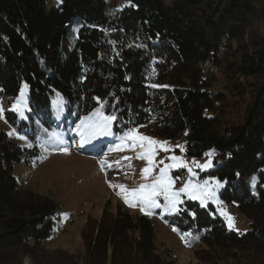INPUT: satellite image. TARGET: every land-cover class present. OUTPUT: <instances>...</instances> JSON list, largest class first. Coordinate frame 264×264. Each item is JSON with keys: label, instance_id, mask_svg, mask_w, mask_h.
Here are the masks:
<instances>
[{"label": "trees", "instance_id": "16d2710c", "mask_svg": "<svg viewBox=\"0 0 264 264\" xmlns=\"http://www.w3.org/2000/svg\"><path fill=\"white\" fill-rule=\"evenodd\" d=\"M25 84L27 114L4 116L34 147L0 128V264H176L158 253L156 219L122 205L87 220L84 249L47 247L63 206L22 187L14 167L96 112L116 117L113 135L147 126L184 138L188 157L214 148L203 174L227 182L219 206H237L250 228L189 198L163 218L239 249V264H264V0H0V98L14 104Z\"/></svg>", "mask_w": 264, "mask_h": 264}, {"label": "rangeland", "instance_id": "374dc122", "mask_svg": "<svg viewBox=\"0 0 264 264\" xmlns=\"http://www.w3.org/2000/svg\"><path fill=\"white\" fill-rule=\"evenodd\" d=\"M215 75L220 78L221 85L227 83L225 77L218 71L215 72ZM24 92V101L18 110L14 108V105L20 98V94L14 104L5 103L0 98V106L4 109L2 116H0V128L11 133V136L19 144L27 145V147L31 148L34 147V144L28 141L22 133L20 134L14 129L6 119V116H4L7 109L14 110L19 117H24L27 114V110L29 109L28 88L24 89ZM59 105L60 102H55V109ZM96 114L89 115V118H91L88 120L89 123L99 120L101 115L104 116L100 112V115ZM56 121L58 120H55L54 123ZM83 122V126L82 122H79L76 124V131L73 130V134H76L77 139L73 138V145L69 143L68 137L64 136L61 130L57 131L55 132V136L61 137V142L57 140L54 142L50 137L46 140L42 139L43 142L41 144L44 147H41L40 151L37 150L36 155L34 153L30 161L23 159L14 167L15 174L19 182H21L22 187L31 188L46 194H53L61 206H63L60 221L52 237L46 242L50 250L58 247L72 252L84 249L82 228L88 219H100L104 207L107 205L112 212H116L117 205H122L131 210L132 213L144 214L145 211L141 210L139 202H134L135 206H129L120 194L119 187H112L111 185L118 186L122 184L125 185L127 190H132L138 188L142 183H151L159 174V170L172 162L170 157L173 155L187 162V167H177L168 170V175L174 181V190L184 187L189 179L193 183H203V181L208 180L216 193V198H209L205 201L204 205H208L209 202L218 205L219 211L225 216L228 226L229 217L234 218L233 229L246 231L250 228L249 219L237 206L228 203H223L219 206L218 191L220 187L216 186V181L218 180L214 176L203 174V172L208 171V169L215 165L213 160L214 148H211L207 152H211V156L188 157L185 154L184 138H166L154 133V130L147 126H140V128H136L138 135L166 142L164 147L170 149L169 151H165L164 148L157 147L154 156L156 167L148 180H145L142 169L148 166V162L146 159L137 158L138 153L142 150L140 148L132 150L125 147V143L131 144L132 141L125 142L121 139L128 132H120L118 135H113V121L109 134H100L99 132L93 134L91 130V133L84 135L83 132H86L88 125L85 121ZM20 137L25 138L21 139ZM77 144H82L86 148L90 147L98 151V153H94L95 155L91 153L85 155V152H80L81 149ZM117 146H120L123 150H117ZM124 157H130L131 159L125 160ZM209 159L212 161L211 167L203 169L197 167V163L203 165ZM101 161L106 162L103 167L101 166ZM160 161H163V163H159ZM188 168H191L195 175L189 173ZM262 183L258 178L254 177L252 179L253 189L256 190ZM184 198L192 199L187 193L181 195L180 199L182 202ZM158 199L162 205L166 203L163 197H159ZM192 200L200 201L198 199ZM177 207H179V204ZM157 209H159L161 216L156 213ZM150 211L151 214L147 215L153 216L156 219L158 253H162L163 251L170 253L175 258L176 264H239V257H235V254L240 253L239 249H231L228 245H225L223 248L214 249L205 241H196L194 240V236L190 237L187 234H181L175 225L168 224L164 220L163 215L169 212L165 211L163 207L151 209ZM24 261L25 264L31 262L29 257H26Z\"/></svg>", "mask_w": 264, "mask_h": 264}, {"label": "snow or ice", "instance_id": "6c2138e0", "mask_svg": "<svg viewBox=\"0 0 264 264\" xmlns=\"http://www.w3.org/2000/svg\"><path fill=\"white\" fill-rule=\"evenodd\" d=\"M62 3V0H59ZM130 6H135L131 5ZM28 86L25 84L21 89L20 98L17 100L16 104L14 105L15 109H19L20 105L24 101L25 92ZM3 107L0 106V116L3 114ZM96 115H100L97 113ZM91 118H86V120H90ZM116 120L114 115L112 116H100L99 120L92 121L88 124V128L93 131V134L99 132L100 134H109L110 127L112 122ZM84 122L82 121V126ZM11 135V133H9ZM24 139L25 137H20ZM122 141H132L131 144L125 143V147L131 148L135 150L136 148H140L142 151L138 153V159H146L148 162V166L142 169L143 178L148 180L151 176L156 164L154 162V156L156 154L157 147L164 148L165 151H169L170 149L164 147L166 142L157 141L151 137L138 135L136 129H131L124 137L121 138ZM117 150H123L120 146H117ZM183 150V149H182ZM67 151V149H65ZM206 155L211 156L212 153L209 152ZM125 160L131 159L130 157H124ZM170 160L172 161L169 164H166L163 168L159 170V174L152 180L151 183H142L139 185L138 188L127 190L125 185H111L112 187H119L120 194L123 196L126 203L129 206H135L134 202H139L141 205V210L145 211L146 214H151V209L155 208H164L165 211L168 212H177L179 208L177 207L178 204L182 203L181 195L187 193L192 199L200 200L201 204L203 205L206 200L209 198L215 199L216 193L212 189L210 182L208 180L203 181V183H193L191 179H189L188 183L184 185L179 190H174L173 185L174 181L168 175V170L171 168L177 167H187V162L183 161L180 157L171 156ZM105 161H101V166L103 167ZM159 163H163L160 161ZM196 163V162H194ZM111 166V165H109ZM212 166V161L209 159L206 164L200 165L197 163V167L200 168H207ZM189 173L195 175L191 168H188ZM239 175V174H237ZM223 183H227L226 181H216V186L221 187ZM159 197H163L164 201L166 202L164 205L160 203ZM194 215V213H193ZM229 227H234V218L229 217Z\"/></svg>", "mask_w": 264, "mask_h": 264}, {"label": "bare ground", "instance_id": "6f19581e", "mask_svg": "<svg viewBox=\"0 0 264 264\" xmlns=\"http://www.w3.org/2000/svg\"><path fill=\"white\" fill-rule=\"evenodd\" d=\"M88 129V128H87ZM87 129H86V132H87ZM87 135V134H86Z\"/></svg>", "mask_w": 264, "mask_h": 264}]
</instances>
